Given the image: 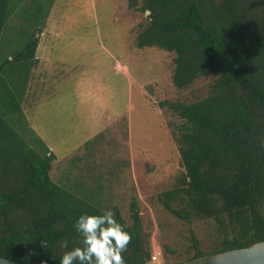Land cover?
Segmentation results:
<instances>
[{
    "label": "trees",
    "instance_id": "1",
    "mask_svg": "<svg viewBox=\"0 0 264 264\" xmlns=\"http://www.w3.org/2000/svg\"><path fill=\"white\" fill-rule=\"evenodd\" d=\"M125 1L130 10L149 12L134 44L173 55V86L183 91L205 82L201 96L157 102L179 121L169 128L183 170L156 200L188 225L190 242L182 260L164 264L264 241V0ZM52 4L0 0V42L19 14V45L0 60V257L19 264H59L79 244L76 217L105 210L76 182L52 180L56 156L23 108ZM112 211L131 234L126 264H148L152 251L137 202L131 201L129 220L118 207ZM200 221L213 224L206 249L192 228Z\"/></svg>",
    "mask_w": 264,
    "mask_h": 264
},
{
    "label": "rangeland",
    "instance_id": "2",
    "mask_svg": "<svg viewBox=\"0 0 264 264\" xmlns=\"http://www.w3.org/2000/svg\"><path fill=\"white\" fill-rule=\"evenodd\" d=\"M17 13L2 32L0 60L19 45ZM146 14L128 9L125 0H53L23 108L31 129L56 156L52 180L76 182L105 210L118 207L125 220L134 199L151 251H159L158 264H164L182 260L190 242L188 225L156 200L183 170L169 128L179 121L157 102L201 96L205 82L177 90L173 55L136 48ZM192 228L208 248L212 222Z\"/></svg>",
    "mask_w": 264,
    "mask_h": 264
},
{
    "label": "clouds",
    "instance_id": "3",
    "mask_svg": "<svg viewBox=\"0 0 264 264\" xmlns=\"http://www.w3.org/2000/svg\"><path fill=\"white\" fill-rule=\"evenodd\" d=\"M73 227L79 234V244L65 251L59 264H126L122 253L131 234L116 221L111 209L102 214L82 213Z\"/></svg>",
    "mask_w": 264,
    "mask_h": 264
},
{
    "label": "water",
    "instance_id": "4",
    "mask_svg": "<svg viewBox=\"0 0 264 264\" xmlns=\"http://www.w3.org/2000/svg\"><path fill=\"white\" fill-rule=\"evenodd\" d=\"M148 14L149 12L146 11ZM0 264H19L0 257ZM181 264H264V241L248 247L207 255Z\"/></svg>",
    "mask_w": 264,
    "mask_h": 264
},
{
    "label": "built area",
    "instance_id": "5",
    "mask_svg": "<svg viewBox=\"0 0 264 264\" xmlns=\"http://www.w3.org/2000/svg\"><path fill=\"white\" fill-rule=\"evenodd\" d=\"M160 252L159 251H154L150 257V263H154V264H158L159 263V259H160Z\"/></svg>",
    "mask_w": 264,
    "mask_h": 264
}]
</instances>
